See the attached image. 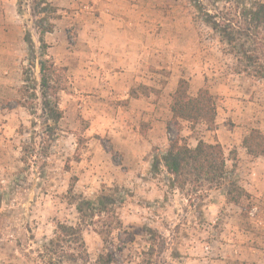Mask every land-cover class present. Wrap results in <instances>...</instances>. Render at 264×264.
Returning <instances> with one entry per match:
<instances>
[{
    "label": "rangeland",
    "instance_id": "rangeland-1",
    "mask_svg": "<svg viewBox=\"0 0 264 264\" xmlns=\"http://www.w3.org/2000/svg\"><path fill=\"white\" fill-rule=\"evenodd\" d=\"M49 1L60 14L43 35L57 122L40 105L31 3L19 13L16 0H0V264H47L38 249L56 223L79 222L73 202L101 193L113 214L81 223L78 264H264V155L242 146L250 129L264 133V80L231 70L190 0ZM181 77L191 95H214L213 130L172 117ZM176 138L220 142L225 183L190 195L173 186L153 160ZM228 180L249 197L226 202Z\"/></svg>",
    "mask_w": 264,
    "mask_h": 264
},
{
    "label": "trees",
    "instance_id": "trees-1",
    "mask_svg": "<svg viewBox=\"0 0 264 264\" xmlns=\"http://www.w3.org/2000/svg\"><path fill=\"white\" fill-rule=\"evenodd\" d=\"M29 1L37 16L35 25L39 34V89L40 105L47 120L57 122L62 117L58 106L59 81L53 61L45 58L47 44L43 35L52 32L54 20L60 17L58 7L49 0H16L17 11ZM195 15L211 30L219 44L220 53L231 59V70L264 80V1L262 0H190ZM28 49L33 51V42L25 36ZM189 83L179 78L171 95L170 111L173 118L191 123H204L213 130L216 127V101L208 87H200L194 95L188 92ZM242 146L252 157L264 155V133L252 128L242 138ZM226 156L220 142L197 140L194 146L180 139L170 140L160 159L154 158L153 165L162 164L171 175V184L184 191L205 192L225 183L227 179ZM249 193L234 180H228L225 191L226 202L239 204ZM79 222L68 224L57 222L53 235L38 249L47 264H78L87 260L81 223H94V217L113 214L115 204L112 195L101 193L95 199L75 200ZM152 247L149 248L152 252ZM111 257L101 256L99 264H110Z\"/></svg>",
    "mask_w": 264,
    "mask_h": 264
}]
</instances>
